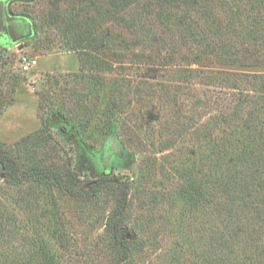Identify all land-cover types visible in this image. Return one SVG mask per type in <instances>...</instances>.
<instances>
[{
    "label": "rangeland",
    "instance_id": "374dc122",
    "mask_svg": "<svg viewBox=\"0 0 264 264\" xmlns=\"http://www.w3.org/2000/svg\"><path fill=\"white\" fill-rule=\"evenodd\" d=\"M77 1L30 0L13 5L33 19L37 35L0 48V90L5 104L0 112V142L13 148L24 139H35L38 160L72 170L83 186L107 173L128 181L132 187L129 232L144 243L135 264H165L181 241L178 225L185 203L173 195L197 198L201 185L197 171L199 167L211 169L200 155L206 149L205 137H213L220 129L227 132L230 126L223 121L235 110L245 117L253 109L254 96L260 95L256 83L264 80V47L250 36L239 37L233 54H219L200 66L195 60L200 47L194 40L182 47L179 37L171 33L170 40L169 32L153 25L157 35L166 33L165 42L157 46H117L115 52L123 55L117 58L79 50L65 42L55 25L44 26L52 15L61 19L77 7ZM245 11L253 26L264 14L263 8L255 6ZM96 25L104 28L99 21ZM115 29L116 35L122 32L118 26ZM23 57L37 64L26 71ZM101 61L111 67H100ZM119 98L121 106L115 111L113 103ZM110 132L122 152L114 153L106 165L102 155ZM192 164L197 178L185 183L178 171ZM4 173L0 197L18 209L14 199L28 186L14 187ZM44 205L60 215L54 223L66 248L45 227L33 230L21 212L24 229L19 248L43 241L58 264L114 263L104 231L111 201L94 210L64 197L42 201V211Z\"/></svg>",
    "mask_w": 264,
    "mask_h": 264
},
{
    "label": "trees",
    "instance_id": "16d2710c",
    "mask_svg": "<svg viewBox=\"0 0 264 264\" xmlns=\"http://www.w3.org/2000/svg\"><path fill=\"white\" fill-rule=\"evenodd\" d=\"M252 6L264 10V0H78L77 7L61 19L52 15L44 26L55 25L73 48L96 50L112 58L123 56L115 52L117 46H157L165 42L163 36L169 32L170 40L172 35L182 40V47L189 45L187 40H194L200 47L195 60L202 66L219 54L230 55L239 37L250 36L264 47V14L260 21L255 19V26L245 16V8L251 11ZM142 20L147 23L139 26ZM98 21L104 28H97ZM115 25L122 29L117 35ZM153 25L166 31L157 35ZM174 51L177 54L178 47ZM91 59L95 60L93 56ZM98 64L111 67L109 62ZM256 86L260 95L254 96V107L247 116L235 110L223 121L230 126L227 132L220 129L213 137H205L206 149L200 155L211 169L199 167L197 171L201 174L197 198L186 193L173 195L185 203L178 225L181 241L165 264H264V80L257 81ZM114 92L117 96V90ZM119 99L113 103L115 111L121 106ZM4 106L0 90V112ZM31 139L13 148L0 142V162L7 181L18 188L28 186L14 199L18 209L0 197V264H58L48 243L31 241L25 249L18 243L24 229L21 212L33 230L45 227L55 242L66 248L67 242L54 223L60 215L50 212L46 205L43 211L39 207L42 201L57 197L90 210L111 201L104 231L113 264H135L144 243L129 232L131 184L107 173L89 186L80 185L72 170L38 160L39 146ZM192 166L178 171L185 183L197 178V168Z\"/></svg>",
    "mask_w": 264,
    "mask_h": 264
},
{
    "label": "flooded vegetation",
    "instance_id": "af4514ba",
    "mask_svg": "<svg viewBox=\"0 0 264 264\" xmlns=\"http://www.w3.org/2000/svg\"><path fill=\"white\" fill-rule=\"evenodd\" d=\"M26 1L30 0L0 2V48L25 43L36 37L37 26L33 19L28 14L13 9L15 3ZM114 153L120 152L112 138H109L103 147L102 155L106 165L115 157Z\"/></svg>",
    "mask_w": 264,
    "mask_h": 264
},
{
    "label": "water",
    "instance_id": "95a60500",
    "mask_svg": "<svg viewBox=\"0 0 264 264\" xmlns=\"http://www.w3.org/2000/svg\"><path fill=\"white\" fill-rule=\"evenodd\" d=\"M1 1H4V2H9V1H18V0H0ZM20 1H25V0H20ZM109 138H112V140L114 141L115 145L117 146V149L119 150V152L121 153L122 152V147L121 145L118 143V141L116 140L114 134L112 132L109 133L108 135V140ZM107 143V142H106ZM3 172H4V166H3V163L0 162V176L3 175Z\"/></svg>",
    "mask_w": 264,
    "mask_h": 264
},
{
    "label": "built area",
    "instance_id": "2783aa9c",
    "mask_svg": "<svg viewBox=\"0 0 264 264\" xmlns=\"http://www.w3.org/2000/svg\"><path fill=\"white\" fill-rule=\"evenodd\" d=\"M37 64L36 60L29 59L27 57H23L21 60V65L24 68V70H30L32 67H34Z\"/></svg>",
    "mask_w": 264,
    "mask_h": 264
}]
</instances>
